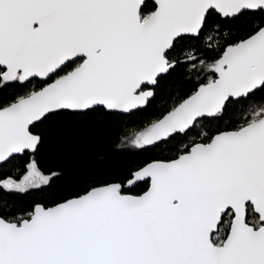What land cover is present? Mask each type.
<instances>
[{"label": "snow or ice", "instance_id": "1", "mask_svg": "<svg viewBox=\"0 0 264 264\" xmlns=\"http://www.w3.org/2000/svg\"><path fill=\"white\" fill-rule=\"evenodd\" d=\"M0 264H264V0H0Z\"/></svg>", "mask_w": 264, "mask_h": 264}, {"label": "trees", "instance_id": "2", "mask_svg": "<svg viewBox=\"0 0 264 264\" xmlns=\"http://www.w3.org/2000/svg\"><path fill=\"white\" fill-rule=\"evenodd\" d=\"M112 144L110 141L97 138V147L91 150L78 154L72 161H65L66 167H68V179L69 180H81L87 177L90 170H92L98 163L97 157L101 154H111Z\"/></svg>", "mask_w": 264, "mask_h": 264}]
</instances>
